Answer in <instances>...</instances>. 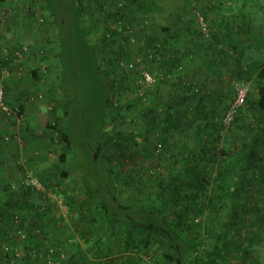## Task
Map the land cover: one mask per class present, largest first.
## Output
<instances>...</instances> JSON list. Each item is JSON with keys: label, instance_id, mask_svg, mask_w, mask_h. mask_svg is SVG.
<instances>
[{"label": "trees", "instance_id": "obj_1", "mask_svg": "<svg viewBox=\"0 0 264 264\" xmlns=\"http://www.w3.org/2000/svg\"><path fill=\"white\" fill-rule=\"evenodd\" d=\"M15 1L17 2H15V10L22 8L25 13L23 18L27 23L40 30L46 27L45 32L47 31L43 34L42 40L36 38L35 44L29 45L31 48L35 47L36 52L43 51L42 61L47 64L48 70L45 73L48 72L49 75L52 72L53 77L57 78V82L53 85L54 88L49 89L54 93H50V96H53L56 104L48 105L50 107L47 111L58 110L61 116L51 117L44 127L47 130L46 134H49L51 145L59 152L56 160L57 170L60 165L64 177L71 172L63 167L64 163H71L74 168L71 169L73 173L74 170H83L80 177L83 183L82 190L97 195L98 199L95 205L93 203L88 205L89 211H84L86 215L82 216L85 217L83 221L85 220L86 224L84 223L83 227L80 223L82 219L80 222L73 223L74 226L80 227L76 229L86 244L84 248L80 245L81 242L77 241L78 236L73 234L74 232L68 228L67 224L64 225L65 227H60L59 222L53 220L50 204L52 197L48 195V192L58 191L59 184L48 183L47 178L50 174L38 166L19 162L17 159L12 160L14 166L19 169L21 182L19 181L18 184L8 181L7 184H1L4 193L0 197V255H2L0 264L28 263L30 259L26 256L21 257L15 250V246H19L21 243L19 240H23L21 244L31 250L34 246L41 244L37 241L44 239H49L50 245L48 242L46 245L48 248L52 247L57 255L72 248L70 249L72 253L69 255L67 253V257L59 264H84V259L87 262L85 264H103L102 259H108L109 263L133 264L136 262V258L132 256L124 260L121 254L125 250L133 252V255L139 250L147 253L156 251L160 259L176 264H220L221 252L226 249L227 242L222 231L215 233L213 228L221 227L226 221L227 212L233 211L231 209L232 200L236 195L233 185L240 180L241 174L250 170L251 163L257 164L264 161V47L262 45L264 32L256 31L253 40L252 37L230 39L227 38L229 34H225L220 40L218 33L216 34L217 43L214 48L211 73L222 76L229 72L233 80L243 81L245 84L248 83L247 81L252 82V91L247 92L246 105L253 110L254 125L251 127L253 134L248 137L244 148L238 153L231 147L222 149L216 145L221 137L219 117L216 116V120L213 121L209 119L210 117L202 108L206 100L204 94L201 93L202 87L195 82L188 81L187 77L193 74L188 73L183 63L189 58V53L196 50L187 47L186 51L178 50L177 53L172 54L170 48L173 46L170 45L173 43L169 39L163 43L162 40L153 38L154 40L150 39V45L152 44L154 53L151 51L145 54L149 58L143 55L147 66L144 63L139 65L136 62L137 55L133 57L130 52L125 51V46L122 44L126 40L115 29L120 27L124 29L123 32H126V26L135 24V20L126 21L124 19L126 15L122 8H117L114 13L109 12L105 8L108 3L105 4L104 0H87V4L83 0ZM130 1L131 6L136 4L135 6L140 10V3L145 5L146 2V0ZM191 1L187 2L191 3ZM152 3L149 0L147 5ZM25 4L28 5L26 10ZM255 6L264 13V6L257 3ZM38 13L44 18L43 21L38 19ZM88 14L98 17L107 16L106 22L110 17L118 18L112 23L113 26L109 27L110 25L106 24L107 27H104L109 29L110 35L106 32L102 36L103 48L92 43L88 38L91 27L83 24L84 19H89H87ZM225 25L230 26V31H232L233 22L231 20ZM174 38L179 39L180 44L186 39ZM158 43L160 48L157 47ZM22 44L25 42L18 43V45ZM122 61H124L122 64L127 65L128 68H130V63H135L134 67L130 68L134 76L125 73L120 66ZM154 63L159 64L160 73L165 74L161 79L162 85L169 86L171 90L165 98L155 93L153 103L141 111L139 116L159 118L163 133L177 132L178 128L183 127L184 122L187 124L193 119L204 123L197 124L194 128L199 138V147L186 148L180 158L169 159L168 165L171 168L177 165L172 178L168 181L159 180L158 191H153L152 196L145 202L140 199L139 204H135L130 200L124 201L118 195L122 187L120 171L111 164L109 157L101 153L105 151L121 160L127 159L123 146L126 147L129 142L123 144L124 136L116 124H123L129 129L128 140L130 141L136 136L132 130V122L136 120L130 119L128 113L131 105L127 103L123 105V102H126L123 97L127 91H134L144 86L140 82L143 71L141 66L147 69ZM68 68H70L71 78L69 77L67 82L64 74L69 73ZM173 68L175 73H172ZM45 73H43L44 81L42 82L41 74L35 71L33 76L37 77V86L29 97L31 100L40 102L47 96L43 88ZM80 73L85 79L84 94L87 102L85 101L81 110H76L74 102H71V98L75 96L69 89L70 83L80 86L75 81V77H78ZM161 83L157 86H162ZM41 91L43 95L40 94ZM191 100L194 101L192 109L187 105ZM5 101L10 106H18L20 110L16 114L4 113L8 118L21 112L20 104L12 105L6 100V87ZM225 105L226 103H222V107ZM234 122L236 126L240 125L241 115L236 117ZM110 127L112 131H108ZM205 134L216 136L204 139ZM33 136L36 139L37 136ZM100 154L102 157L99 156ZM98 163H100L99 166H97ZM91 174L92 183L98 185L97 190L91 188L92 184L88 178ZM31 176L40 178L45 189L36 194L37 203L29 201L28 198H25V201H20V199L17 201L15 199L17 193L25 189L31 191L28 183ZM209 179L212 181L210 182ZM152 182L155 183V181ZM241 182L244 183L242 180ZM150 187L154 188V185ZM70 198L75 200L77 197ZM42 201H46L44 205ZM76 202L78 204L80 202V206L83 205L80 200ZM229 217L232 220L233 214ZM28 218L30 225L26 223ZM104 222L111 225V234L101 229V233L95 235L94 227ZM239 222L237 218L233 221L234 224ZM36 227L40 229V234L34 232L33 228ZM140 230L141 235L138 234ZM208 238H213L215 241L212 247L206 248ZM87 254H90L92 258ZM113 254L117 255V258H112ZM46 264L57 263L48 260ZM226 264H231V262Z\"/></svg>", "mask_w": 264, "mask_h": 264}, {"label": "rangeland", "instance_id": "obj_2", "mask_svg": "<svg viewBox=\"0 0 264 264\" xmlns=\"http://www.w3.org/2000/svg\"><path fill=\"white\" fill-rule=\"evenodd\" d=\"M83 1L87 4V0ZM228 1L233 2V0H192L191 3L189 2V17L192 19V23L189 28L192 32L191 36H193V38L190 39L192 46L190 44L188 46L196 50L195 52L190 53L192 56L189 55V60L199 58L202 60V64H196L198 67L197 70L193 75H190L187 78L188 81L195 82L202 87L201 93H203L206 98L202 108L203 111L206 112L207 116L210 117L209 119L213 121L216 120V116L219 117V123H221V137L216 145L222 149L231 147L233 151H237L239 153L241 152V149L244 148V144L247 142L248 137L253 134V130L251 128L254 125V118L252 114L253 110H251L248 105H245L242 108V122L240 125L236 126V124H234L235 122L228 127L224 125L225 113L234 99L235 90L232 86L233 79L230 77L229 72L224 73L222 76H217L211 73L214 48H216L217 43L216 34L218 33L220 40L222 39V36H225V34H229L227 38L230 39H246L248 37H252L253 40L254 33H256V31L260 33L264 32V13L261 9L255 6L256 3L264 6V0H234L235 6L232 8L228 5ZM130 2V0H116L115 2L112 0H104L105 4L108 3V6H105L107 11L114 13L117 8H122L124 10V14L126 15L124 17L126 21H129V19L135 20V24L132 23L133 25L131 24L126 26V32H123L124 29H120V27L115 29L126 40V42L122 44L125 46V51L130 52L133 57L137 55L139 65H143L144 63L145 66H147L144 62L143 55L149 54L151 51L154 53L152 50V44L150 45V39H160L163 43L168 40L165 36H159V34L157 35L156 30L159 28L160 24L155 22V19L150 17L149 14V17H147L148 15L146 16L143 14V11L135 6L136 4L131 6ZM148 3L149 0H146V4ZM145 16L147 19H144ZM201 17L203 18V22H201ZM106 18L108 17L103 15L100 17L96 15H89V17H87L88 20H83V24L85 26L91 27L88 38L92 43L100 45L101 47L102 36L105 35L106 32H108L107 35H110L109 29H105L104 27L106 24L110 25L109 27H111V25L113 26L112 23L116 22V19H118L116 16L113 18L110 17L108 22H106ZM229 20L233 22L232 31H230V26L227 27L225 25V23ZM120 22L124 25L122 20H120ZM118 24L120 23L118 22ZM110 29L113 30V28ZM43 30L45 31L46 27H44ZM159 31L157 32L159 33ZM44 33L46 34L47 31ZM44 33H40L38 35L41 40ZM165 35L167 36V34ZM106 42H108V40H106ZM262 45L264 47V43ZM159 46L160 44L158 43L157 47L160 48ZM195 47L197 48L195 49ZM203 47H205V49H201ZM111 50L112 49H110V51ZM145 57L149 58L147 55H145ZM123 62L124 61L120 62V66L123 68L125 73H128L129 76H134L135 74L131 72L132 70L128 68L127 65L122 64ZM69 69L70 68H68L67 72ZM147 69L152 73L154 81L150 84L144 85L147 88L139 87L137 90L127 91L123 97L124 101H126L123 102V105L126 103L131 105L128 113L130 119L136 120L135 122H132V130L136 133V136H134L135 138H132L129 141V129H127L123 124H116L124 136L125 140H123V144L129 142L126 147L123 146V149L127 154V159H125L126 161L112 156L109 153L107 154L105 151H102L101 153L104 154V156L109 157L111 164L120 171L122 177V187L120 188L121 190L118 192V195L121 196L124 201L130 200L135 204H139L140 199H143L142 202H145L152 196L153 191H158L159 187L157 186V183L159 180L168 181L172 178L174 174L173 171H176L177 165L174 168H171L168 165L171 159L174 157L180 158L181 153L185 151L186 148L199 147V138L196 136L194 128L197 124L204 123L198 119H193L192 122L187 124L184 122L185 124L183 127L178 128L179 130L177 132L169 131L168 133H163L161 132L162 127H160L159 118H144L139 116L141 111L153 103L155 93L158 94V96L160 95L159 97L165 98L168 97L171 90L169 86L158 87L160 85L159 83H161V79H163L165 75L160 73L161 67L159 64H151ZM174 71L175 70L173 68L172 73H175ZM70 74V71L69 73L64 74L67 82ZM179 74H181V72ZM75 81L78 82L80 86L75 85V83H72L71 85L70 83L69 90L73 91L75 96L74 98H71V102H74L73 105H75L76 110H81L84 107L85 101L87 102V98L84 94L86 84L82 73H80L78 77H75ZM247 82L248 83H246V85L248 87V92H250L252 91V82ZM222 103H226V105L222 107ZM187 105L192 109L194 107V101H190ZM108 131H112L111 127ZM214 135L205 134L204 139L213 138ZM101 154L99 155L100 157H102ZM99 164L100 163H98L97 166H99ZM63 167L69 169L71 172L73 171L71 169H74L71 163H64ZM74 171V173L72 172V177H70L73 183L76 182V180H80L83 170L81 171V169H79ZM241 175L242 179L240 178V180H237L235 185H233V190L236 192V195L232 200L233 206L231 209L233 211L227 212L226 221L222 223L221 227L213 228V232L215 233L222 231L225 235V241L227 242L226 249L221 252L222 257L219 259L220 264H226L228 262H231V264H264V161L257 164L251 163L250 170ZM88 178L91 181L92 190H97V183H92V174L88 175ZM241 180L244 181V183L241 182ZM152 181H155V183ZM211 181L212 180H210V182ZM52 183L55 182L52 181ZM152 185H154V188L150 187ZM59 190L53 194L56 195V200H58V209H62V211H57L55 214L61 213V215H65V219L61 220L59 223L60 227H65L64 225L67 224L68 228L74 232L73 234L78 236L77 241L80 242L81 236H79V231L76 229L80 227L74 226L73 223L75 221L80 222V219H82L80 222L81 226L83 227L84 223L86 224L85 220L83 221L85 217L82 215H86V212L84 213V211H89V206L87 205L90 204V198L88 197V194L90 193H87V197L85 199L87 205L80 206L81 203L79 202L78 204V202H76L78 201L76 200L77 198L74 200L70 197H77L81 193H76L77 191L75 190H64L60 193ZM95 192L97 193V191ZM25 197L33 203H37L38 201V199H36L37 195L32 194L31 191L30 195H26ZM92 203L94 205L96 204V202ZM230 214H233L232 220L229 217ZM29 218L26 221L28 225H30ZM235 218H237L240 222L234 224L233 221H235ZM51 225L53 226V224ZM110 226V224L105 222L99 223L96 227H94V230L96 231L94 234L99 235L101 233L100 230L105 229L107 234L110 235ZM33 230L36 234H40V229H38V227L35 229L33 228ZM59 231H62V229H59ZM23 232L26 234L24 230ZM138 234L141 235L142 231L140 230ZM45 240L49 241V239H44L41 242H44ZM19 241L23 244V240ZM206 241L207 248L212 247L215 240L213 238H208ZM21 243H19V246H15V250L21 257L26 256L27 259H30L28 263L23 264H46L48 260L55 261L59 264L67 257V253L68 255L72 253L70 250L72 248H69L67 252L64 251L61 255H57V252H55L52 247L48 248L46 245L47 242H44L42 245L38 244L31 250H28L27 247ZM138 243L141 244L140 241H138ZM84 244L85 243L82 240L80 245L86 248V245ZM155 247H157V245ZM132 253L133 252L131 251L125 250L122 252L121 256L124 257V260H127L126 258L131 256L136 258V262L133 264H176L174 262H166L163 259H160L156 251L147 253L139 250L135 251L134 255ZM1 256L2 255H0V257ZM87 256L91 257L90 254H87ZM115 257L117 258V255L113 254L112 258ZM107 260L108 259H102L101 261H103V264H108L109 262ZM83 262L84 264L87 263L86 259H84ZM123 263L124 262H122V264ZM109 264L121 263L113 262Z\"/></svg>", "mask_w": 264, "mask_h": 264}, {"label": "crops", "instance_id": "obj_3", "mask_svg": "<svg viewBox=\"0 0 264 264\" xmlns=\"http://www.w3.org/2000/svg\"><path fill=\"white\" fill-rule=\"evenodd\" d=\"M151 1L153 3L149 6H147L146 2L145 5L141 2L140 5L142 4L144 6L141 5V11H143V14L146 16L149 14L150 17L155 19V22L160 24L159 28L157 27L158 29L156 30L157 35L165 36L166 39H169V41L173 43V45H170L173 46V48H170L172 54L177 53L178 50L186 51L187 47L189 48V44L192 46L190 39L193 38L189 28L192 19L189 17L188 0ZM15 2V0H0V12H2L3 15L0 21V79H3L5 83L6 100L10 101L12 105L20 104L22 109L18 115H15L16 117L12 116L10 118L0 111V197L4 193L1 184H7L8 181L18 183L21 180V178H19L18 167H15L14 163H12V160L17 159L19 162L32 163L44 172L49 173L50 175L47 178V182L52 183L53 181L58 183L59 188H62L59 190L60 193L64 190H75L77 191L76 193L82 191L81 194L77 196V199L81 200L83 205H87L85 199L88 192L82 190V181L76 180V182L73 183L72 179H70V177H72L71 172L68 176L64 177L60 165L57 170L58 162L56 161V157L59 152L51 145L49 134H46L47 130L44 128L51 117L59 118L61 116L58 110H52V112L47 111V108L50 107L48 105L56 104V101H53V96H50V93H53V91H49V89L54 88L53 85L57 82V78L53 77L52 72L49 75L48 72L45 73L43 88L47 96L44 100L38 102L29 98L34 88L37 86V77L33 75L43 63L42 58L38 52H36V48H31L29 44H35V39L40 38L38 35L45 31L27 23V21L24 20L25 18H23L25 13L22 11V8L15 10ZM228 5L232 8L235 6V2L228 3ZM149 15L147 17H149ZM146 16L144 19H147ZM157 31H159V33ZM165 34H167V36ZM174 37L186 38L184 40L185 42L183 41L184 44L183 42L180 44L179 39L177 40ZM20 41L25 42V44L31 48V53L25 55L20 60H16L14 57V48ZM196 48L197 47H195V49ZM201 49H205V47ZM201 61L202 60L199 58L191 60L187 58L183 64L189 74H194L198 68L196 64H202ZM56 64L57 63H55V65ZM6 69L9 70L7 71ZM141 88L147 87L141 86ZM33 135H35V137L37 136L36 139L33 138ZM29 191L28 189L22 190L15 195V199L17 201L19 199L20 201H24L26 198L25 196L30 195ZM53 193V191L48 192V195L52 196L50 204L52 206L53 220L55 219L60 223L61 220L65 219V215H61V213L55 214L57 211H62V209H58V200H56V195ZM88 197L90 198V204L96 202L98 199V196L91 192L88 194ZM82 240L83 237L80 238L81 243ZM41 241L39 240L37 243H41L42 245L44 242H49L48 240H45L43 243Z\"/></svg>", "mask_w": 264, "mask_h": 264}, {"label": "built area", "instance_id": "obj_4", "mask_svg": "<svg viewBox=\"0 0 264 264\" xmlns=\"http://www.w3.org/2000/svg\"><path fill=\"white\" fill-rule=\"evenodd\" d=\"M24 8L26 10L28 8V5L25 4ZM37 15L39 16L38 19L40 21L44 20V18L41 15H39V13ZM2 18H3V15H2V12H0V21ZM201 22H203L202 17H201ZM205 26H203V27H205ZM30 53H31V48L26 44L18 45L14 48V57L16 60H20L25 55H29ZM38 54L40 55L41 58L42 57L44 58L43 51L38 52ZM136 62L138 63V61H136ZM134 64L135 63H130L129 67L130 68L134 67ZM141 67H142L143 71H142L140 82L143 84L152 83L154 81L152 73L148 69H143V66H141ZM6 70L8 71L9 69H6ZM38 71L41 74L40 75L41 81L43 82L44 81L43 73H45L47 71V64L45 62H43L38 67ZM232 83H233L234 90H235V96H234L233 101L230 103L226 113H225L224 125H226L227 127L230 126L234 122L236 117H238L239 115L242 114L241 113L242 108L246 105L247 92H248L247 85L243 81L233 80ZM40 94L43 95V91H41ZM0 111L2 113L7 114V115H10L12 113L16 114L20 111L18 106H10L6 103V101H5V83H4L3 79H0ZM28 183L31 186L30 189H31L33 194H38L39 191L45 189L43 181L38 177L31 176ZM45 202L46 201H42V205H44Z\"/></svg>", "mask_w": 264, "mask_h": 264}, {"label": "water", "instance_id": "obj_5", "mask_svg": "<svg viewBox=\"0 0 264 264\" xmlns=\"http://www.w3.org/2000/svg\"><path fill=\"white\" fill-rule=\"evenodd\" d=\"M179 264V263H178Z\"/></svg>", "mask_w": 264, "mask_h": 264}]
</instances>
